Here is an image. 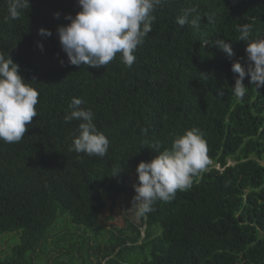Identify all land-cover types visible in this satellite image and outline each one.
I'll return each mask as SVG.
<instances>
[{"label":"trees","instance_id":"1","mask_svg":"<svg viewBox=\"0 0 264 264\" xmlns=\"http://www.w3.org/2000/svg\"><path fill=\"white\" fill-rule=\"evenodd\" d=\"M29 4L11 20L0 0V51L39 92L22 140H0V236L10 240L0 264H95L99 256L104 264H264V87L246 75L238 102L231 71L232 62H246L238 27L252 23L250 39L264 37V0H162L133 65L117 54L99 68L69 64L59 44L56 29L80 11L77 0ZM193 6L199 28L181 27L177 18ZM219 38L231 44V58L213 47ZM73 97L108 138L105 157L69 150L81 122L64 121ZM192 128L208 147L198 182L105 238L103 213L133 199L137 164L157 155L151 145L169 148ZM134 251L143 259H128Z\"/></svg>","mask_w":264,"mask_h":264},{"label":"clouds","instance_id":"2","mask_svg":"<svg viewBox=\"0 0 264 264\" xmlns=\"http://www.w3.org/2000/svg\"><path fill=\"white\" fill-rule=\"evenodd\" d=\"M161 3L162 0H77L80 11L75 16L66 14L64 19L69 23L56 29L68 63L99 68L108 65L120 54L125 66L131 67L136 61V49L152 31L156 19L153 13ZM29 7V0H8L7 19H19L21 10ZM59 15L54 13L57 19ZM189 17L193 18L190 20ZM200 19L198 7L193 6L177 18V23L181 27L189 24L198 29ZM208 19L211 20V17ZM237 30V40L246 42L245 64L242 66L239 61L231 64V71L237 74L232 92L240 102L248 91L243 84L246 75L256 89L264 87V37L250 39L252 23L239 26ZM38 35L50 37L52 32L40 28ZM201 46H209V41H202ZM37 47L43 50V44L39 42ZM213 47L228 58L234 55L231 44L223 38L216 39ZM60 62L63 64V61ZM33 81L35 79L26 81L19 72V65L8 53L6 55L0 51V140L6 143L20 142L33 117L38 115L36 105L39 92L33 87ZM83 103L81 98L73 97L69 105L71 111L64 116L66 123L81 121L77 128L78 135L74 136L69 150L89 157H105L110 142L97 130L92 110L80 107ZM150 148L157 155L150 161L139 162L135 169L137 177L132 185L135 195L131 209L137 217L154 211L153 205L157 201L171 202L178 191L189 190L194 182H198L209 163L207 142L197 128L177 136L169 148L161 150L158 141ZM121 171L122 168L117 169L111 176L115 177Z\"/></svg>","mask_w":264,"mask_h":264},{"label":"rangeland","instance_id":"3","mask_svg":"<svg viewBox=\"0 0 264 264\" xmlns=\"http://www.w3.org/2000/svg\"><path fill=\"white\" fill-rule=\"evenodd\" d=\"M230 164H232V162H230ZM132 206V199H125L122 198L120 200V205L119 207H117L116 209H114L111 213L109 211L104 212L103 216H105L104 220H105V224L103 223H99L98 226H100L102 228V230L105 232V238L109 237V230H113L115 232V234H118V230H124L126 228V218H128L130 221H133L135 223H138L140 221L139 217H137L135 215V213L133 212V210L131 209ZM55 233V230H54ZM58 233V232H57ZM55 233V235L57 234ZM85 235V234H84ZM91 233H88L87 236H90ZM57 237L54 239L56 240ZM53 240V241H54ZM9 237L7 235H2L0 236V253H2L5 250H8L9 247ZM64 242V241H62ZM98 242H102L101 239H99ZM103 247V245H102ZM2 255V254H0ZM50 255H55L54 252H51L49 254ZM143 255L139 252V251H134L132 254L129 255L128 259H130L132 262L135 261H140L143 259ZM34 258V256H33ZM94 258V257H93ZM95 260V264H97V262H101L102 264H104L105 262L103 261V259H101V257L99 256L98 259L94 258ZM33 262L36 264L37 261L35 259H33Z\"/></svg>","mask_w":264,"mask_h":264}]
</instances>
